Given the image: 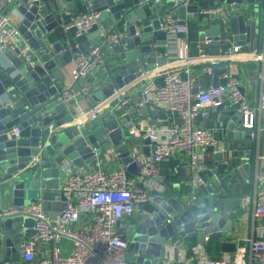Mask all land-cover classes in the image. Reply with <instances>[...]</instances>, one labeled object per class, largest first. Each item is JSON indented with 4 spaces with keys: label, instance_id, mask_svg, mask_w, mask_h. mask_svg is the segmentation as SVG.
Masks as SVG:
<instances>
[{
    "label": "water",
    "instance_id": "1",
    "mask_svg": "<svg viewBox=\"0 0 264 264\" xmlns=\"http://www.w3.org/2000/svg\"><path fill=\"white\" fill-rule=\"evenodd\" d=\"M76 1L88 7V12L100 13L99 28L74 39L63 37L55 41L53 32L59 25L55 14L45 15L41 5L30 6L21 0L18 11L23 18L17 49L5 52L11 65L0 66V204H12L8 211L0 209L1 262L22 251L24 236L31 238L35 234V219L25 214L23 207L41 198L44 210L52 217L67 209L66 199L58 192L65 180V164L98 171L100 161L112 153L128 173H139L129 143L136 137L124 136L122 127L126 123L120 125V117L111 110L98 114L92 124L79 123L73 105L57 100L61 90L58 82L64 78L67 64L78 54L99 48L101 58L88 75L98 82H90L92 93L85 96L95 108L143 73L166 66L168 57L161 53L168 44L167 32L161 28L164 5L140 0L130 11L113 12L111 8L125 0ZM199 1L186 6V0H169L167 13L185 23L188 13L201 10ZM220 5L225 10L222 25L211 26L202 38L212 37L219 48L225 31L235 45L244 46L243 50L247 51L246 44L253 40L259 45L256 32L258 18L264 15V0H220ZM111 31L123 34L115 44L104 40L103 34ZM26 46L31 51L23 55L21 51ZM219 71L216 68L214 72L215 86L220 85ZM80 83L85 84L86 79ZM168 114L171 113L148 103L141 119H166ZM240 121L241 114L237 113L222 138H216L220 146L217 151L212 146L207 148L215 153L209 184L200 185L199 189L190 184L156 190L151 194L150 212H136L127 228L121 229L122 223H118L120 233L130 239L129 261L157 264L165 247L174 240L184 241V234L197 237L199 244L216 235L223 242L233 222L245 214L238 185L249 179L254 184L256 173L264 165V130L244 129ZM15 128L18 135L13 133ZM143 143L150 145V139L145 138ZM146 155L150 154L146 151ZM24 227L27 229L23 233ZM222 246L225 249L226 243Z\"/></svg>",
    "mask_w": 264,
    "mask_h": 264
},
{
    "label": "built area",
    "instance_id": "2",
    "mask_svg": "<svg viewBox=\"0 0 264 264\" xmlns=\"http://www.w3.org/2000/svg\"><path fill=\"white\" fill-rule=\"evenodd\" d=\"M25 1L32 6L43 0ZM159 2L160 0H155V3ZM188 3L186 0L185 5L188 6ZM203 13H214L222 19L225 16L223 6L218 3ZM99 17L98 11L79 13L66 29L73 30L76 37L88 34L99 26ZM161 28L167 32V39L171 40H177L190 31L187 22L180 23L170 13L163 15ZM103 35L104 40L110 44L117 43L123 37L122 33L114 31ZM20 36L19 26L9 15L0 13V53L9 49L16 50ZM205 42L212 44L214 39L207 38ZM246 46L250 50L247 59L260 64L261 91L257 104L247 102L240 89L241 80L231 72L223 75L225 82L219 86L212 83L207 89L200 88L197 92L194 90L197 78L190 64L198 61L201 74L213 75L221 64H231L237 60L243 45H234L228 52L214 57L201 50L199 57L193 62L192 59L187 60V67L173 64L151 72L142 83V97L139 101L132 92H126L117 97L113 106L110 105L111 110L126 120L129 136L145 134L150 139L149 156L140 154L139 145L132 146L133 156L139 165L137 177L130 178L125 168L106 171L100 167L98 171L78 172L65 164V180L58 192L66 199L67 209L52 217L44 210L41 198L23 207L22 211L35 219V234L22 242L19 262L7 260L0 264H141L128 260L130 239L120 233L117 225L136 212L143 211L144 205L151 200V194L163 188L160 174L163 162L186 154L191 157L192 164L197 165L200 160L196 150L205 151L217 144L210 129L196 124L198 117L207 113L209 107H221L229 100L235 111L241 114L240 124L244 129L260 132L264 125V32L260 45L253 40ZM184 48L189 49V45L185 44ZM30 51L29 46H26L21 54L26 55ZM100 58L99 48L77 55L76 78L79 84L61 89L57 95L59 102L74 105L91 94L90 86L81 84L80 81L88 78ZM132 103H135L139 116L146 104L151 103L178 115L179 119L168 126H146L143 121L134 123L130 120L129 106ZM101 105L106 104L79 112V123H94L98 114L104 112ZM13 133L18 135V128ZM205 183L206 179L201 175L192 177L190 181L193 189ZM252 199L254 223L251 236L245 240L247 245L239 249L232 260L211 257L202 245L194 246L192 257H189L185 248L172 242L165 247L158 264H264V189L259 188ZM123 228L121 225V229ZM26 229L23 228V233ZM63 239L69 240L73 247L70 255L65 258L62 257L59 246Z\"/></svg>",
    "mask_w": 264,
    "mask_h": 264
},
{
    "label": "crops",
    "instance_id": "3",
    "mask_svg": "<svg viewBox=\"0 0 264 264\" xmlns=\"http://www.w3.org/2000/svg\"><path fill=\"white\" fill-rule=\"evenodd\" d=\"M140 0H125V3L122 5H117L111 10L113 12L125 9L126 11L132 10L139 4ZM155 3V0H151ZM169 0H160L163 3L164 9L161 13L163 16L168 11L166 5ZM21 0H0V13L9 15L16 25H20L23 16L18 11V5L20 4ZM189 4H196L194 0H188ZM220 4V0H200L199 5L201 6V10L199 13H188L187 20L190 27V31L188 34H183L177 40L168 39V44L161 49V53L168 57V64L169 65H182L183 67H187L189 64L187 60L192 59V62L199 57L200 51L203 50L209 56H219L223 52H228L232 46L235 45L234 41L226 34L225 31H222L221 36V45L217 48L212 44L206 43V39L209 38L208 36L202 38L203 32H210V28L213 25H222L223 20L220 18V15L206 14L203 13L204 10H208L216 6L217 3ZM70 4H73V9L70 7ZM39 5L44 9L43 13L45 15L48 14H55L54 20L59 22L58 27L55 28L53 35L54 40L58 41L63 37L74 39L76 37L75 32L73 30H67L66 26L70 24L75 16L82 12H88V7L82 6L76 0L72 2L69 0H43ZM99 28V26L97 27ZM120 31L124 33L123 28H120ZM264 32V15L262 14L258 18V28L256 32V38L259 40L260 44L262 42V36ZM212 38V37H210ZM213 39V38H212ZM188 44L189 49H185L184 45ZM259 44V45H260ZM200 46V47H199ZM248 51L250 50H243L241 54L238 56L237 60L233 61L231 64H221L217 68L220 69L219 71V81L220 83H224L225 80L223 79V75L225 73H232L236 75L241 80V92L244 94L246 100L251 105L257 104L260 99V91H261V83L259 78L260 73V64L256 61H252L247 59ZM78 52V51H76ZM11 65V62L8 60L5 53H0V66L8 67ZM164 66V67H166ZM161 67V68H164ZM161 68H157L152 72H155ZM190 68L192 69L193 74L197 78V83L195 86V92H197L200 88L207 89L210 84H214L215 81V73L213 75L209 74H201L200 73V66L198 61L190 64ZM65 76L64 78L58 82L61 89L66 87H71L77 82L76 78V71H77V64L76 61L73 59L70 61L66 68L64 69ZM105 71L102 70V73ZM151 72L143 73L139 78L133 81L131 84L126 85L125 87L120 88V90L116 91L110 98H107L104 102L100 104H106L105 106L101 105L103 111L111 110L110 105L113 106L114 102L116 101L117 97L123 93H130L132 92L135 99L137 101L140 100L142 97L141 94V86L142 83L145 81L146 77ZM98 82V79L95 78L93 75L86 79V85L90 86V82ZM91 88V86H90ZM92 93V92H91ZM90 100L87 98H81L76 104L73 105L75 108L76 115L79 112L84 110H89ZM97 104V105H100ZM131 115L130 120L134 123L139 121H143L144 125L156 127L159 125H171L174 120H178L179 116L174 114H168L167 118L163 117H148L147 120L141 119L142 113L139 114L136 111L135 103H132L129 106ZM113 111V110H111ZM114 114L118 115L113 111ZM238 112L235 111L234 107L232 106L229 100H226L224 105L218 108L209 107L207 113L201 114L196 124L200 126L207 127L210 129L216 138H222V135L227 131V127L232 122L233 118L236 116ZM119 116V115H118ZM120 117L119 124L123 125L126 123L125 127H122L123 133L125 137H128V129L129 125L127 124L124 118ZM79 122V120L77 119ZM66 125V124H65ZM264 130V125L261 127V131ZM146 138L145 134H141L140 136L136 137L135 140L130 141L129 143L131 146L139 145L140 154L146 155V151L151 154V147L150 145H145L143 140ZM214 151H217L220 146L219 143L212 146ZM107 155L106 160L102 159L100 161V167L102 170L111 171L113 169L124 168L121 164L120 159H118L112 153ZM196 155L198 156L200 162L197 165H193L191 161V157L186 154L177 155L170 161L163 162L160 166V174L163 178V188L160 190H164L165 188L170 189L173 187L181 188L182 186L186 187L190 185V181L192 177L196 175L204 176L206 179L205 184H209L212 181V166L215 162V153L208 152L207 150L203 151L202 149L196 150ZM78 172L81 171H94L92 167L89 169H77ZM128 173V172H127ZM138 175V174H137ZM137 175L133 173H128L130 178H136ZM248 178L251 177L250 173H246ZM243 181L242 184L238 185V193L243 196L242 201V208L245 209V214L239 217L238 220L233 222V227L229 229L226 234L223 236V242L226 243L225 249H223V242L220 241L221 236H208L206 239L205 244H199L197 242V237H189L187 234H184V241L174 240V243H177L181 247L185 248L188 252V256L192 257V249L196 245H202L206 251V253L214 258H230L231 260L234 258L236 252L245 247L247 244L245 240L251 236L252 226L254 223V201L252 197L258 191L259 188L264 189V165L262 166L261 170L256 173L254 184L252 181ZM254 186V188H253ZM199 189V188H198ZM199 192V191H197ZM153 202L150 200L149 203L144 205L143 211L139 212L141 214H146L152 210ZM12 208V204L10 202H1L0 209L1 211H8ZM133 222V216L127 217L123 220L122 226L127 228V226ZM29 237L24 236L22 242L28 239ZM234 244L235 247H232ZM235 248V249H234ZM229 249V251H226ZM21 258V252L12 253L9 257L5 258V261L10 260L14 262H19ZM0 263H2L0 261ZM158 264V263H157Z\"/></svg>",
    "mask_w": 264,
    "mask_h": 264
},
{
    "label": "rangeland",
    "instance_id": "4",
    "mask_svg": "<svg viewBox=\"0 0 264 264\" xmlns=\"http://www.w3.org/2000/svg\"><path fill=\"white\" fill-rule=\"evenodd\" d=\"M59 246H60V248L62 250V257H64V258L69 256L70 253L72 252L73 247H72L70 241L67 240V239H63L60 242Z\"/></svg>",
    "mask_w": 264,
    "mask_h": 264
}]
</instances>
